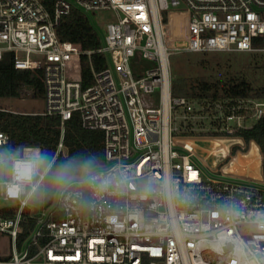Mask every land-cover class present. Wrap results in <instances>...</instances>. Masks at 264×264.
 <instances>
[{"label": "built area", "instance_id": "built-area-1", "mask_svg": "<svg viewBox=\"0 0 264 264\" xmlns=\"http://www.w3.org/2000/svg\"><path fill=\"white\" fill-rule=\"evenodd\" d=\"M73 10L115 14L99 50L59 39ZM184 53L264 55V0H55L52 12L40 0H0V61L11 54L16 70L42 72L44 88L42 113H0L58 117L56 156L66 155L65 124L79 114L84 130L104 134L105 164L90 174L112 182L98 196L86 187V208L77 183L39 215L13 200L15 215H0L8 239L0 264H264V181L205 170L191 142L205 121L232 136L246 116L228 102L172 96L170 60ZM94 55L105 58L103 70ZM83 56L93 76L86 90ZM137 59L154 66L139 70ZM29 97L27 89L20 95ZM253 110L261 118L264 101ZM0 141V151L26 154L1 132Z\"/></svg>", "mask_w": 264, "mask_h": 264}, {"label": "trees", "instance_id": "trees-1", "mask_svg": "<svg viewBox=\"0 0 264 264\" xmlns=\"http://www.w3.org/2000/svg\"><path fill=\"white\" fill-rule=\"evenodd\" d=\"M40 1L49 12L53 11L55 0ZM57 33L61 41L76 44L84 52L97 51L103 45L102 35L93 26L90 16L77 10H73L68 17L63 19ZM92 63L98 71L103 70L106 66L105 58L102 55H94ZM81 67L82 88L86 90L93 85L91 66L86 56L81 59ZM25 89L33 91L34 97L43 99L42 72L16 70L13 56L6 54L0 61V100L20 99V95ZM172 96L199 102H228L236 108V116L245 115V126L238 128L235 124L232 137L241 139L244 142V153L248 154L252 152L253 148H257L262 154V175L264 178V115L253 120L255 114L253 104L264 101V85L254 88L244 78H233L228 81L211 83L204 78L184 79L181 77L172 80ZM240 106L241 109H239ZM244 107H249L248 111L243 110ZM251 119L253 122L248 126L247 123ZM208 122L213 128L212 131H209L208 134L202 133L203 135L199 133L196 136L214 139L227 137L225 131H222L220 121ZM206 123L207 121L202 126L205 127ZM60 126L61 120L58 117L0 113V132L9 137V148L27 147L33 144L40 145L41 153H46L49 161L55 160V163L52 164V171H55L58 166L69 160H76L75 174L79 177L83 175L82 165L90 164V169H97L105 164L104 134L84 130L81 126L79 114H74L72 119L65 124L64 147L66 155L61 153L56 156L61 138ZM251 144L252 148L249 150ZM238 151H241V149L234 148L233 154L236 155ZM45 182H47V177H45ZM83 189L85 191L83 207L86 208L89 204V194L86 187H83ZM55 196L49 195L43 201L44 210L53 207ZM0 213L4 218H11L15 215L16 209L5 208ZM24 214L29 216V209H26ZM33 226L34 222L31 221L28 230L32 229Z\"/></svg>", "mask_w": 264, "mask_h": 264}, {"label": "rangeland", "instance_id": "rangeland-1", "mask_svg": "<svg viewBox=\"0 0 264 264\" xmlns=\"http://www.w3.org/2000/svg\"><path fill=\"white\" fill-rule=\"evenodd\" d=\"M90 18L93 26L102 36L106 35V26L110 23L116 22L115 14L113 12L108 11L96 12L94 14H91ZM137 61H139L137 65L139 70H145L154 66L153 63L150 62L141 61L140 63L139 59H137ZM170 64L171 76L173 80L181 77L184 79L204 78L211 83H215L218 81H228L233 78H244L254 88H259L264 85V55H250L245 53H184L171 57ZM150 100L151 102L155 103V107H158V95L153 96V98H151ZM0 109L22 114L42 113L44 111V101L43 99L36 97H29L25 99L0 100ZM182 114L183 113L180 112L177 116L181 117ZM253 120H255V118ZM253 120H249L247 125L250 126ZM183 123L184 122L181 119L177 120V126L179 128L182 127ZM200 128H204L205 130L204 132H201V134H208V132H211L213 129L208 121L205 124V127ZM210 139L214 138L199 136L191 140V142H193L195 146L196 155L199 159L200 165L209 172H214L216 169L220 172H225V170L229 168L233 157L238 156L233 154L234 148L238 147L239 149H241L240 152L244 153L243 149L245 148V144L241 139L234 138L232 136L220 137L216 140H228L231 141L232 144L230 146L229 154L227 156H221L220 158L224 160L220 161L213 154L211 155L213 145L209 142ZM251 148L252 144L250 145L249 150ZM253 155L257 156L260 159L262 158V154L260 152H253ZM261 161H259L260 164H262ZM227 175L232 179H238L243 181H246L248 179L254 180L248 175ZM18 204L19 203L17 201L11 200L8 202H4L2 199H0V209L16 208ZM30 204V210L34 215H39L45 211L43 207V202H33ZM7 240L8 239L5 236H0V253L7 252Z\"/></svg>", "mask_w": 264, "mask_h": 264}, {"label": "clouds", "instance_id": "clouds-1", "mask_svg": "<svg viewBox=\"0 0 264 264\" xmlns=\"http://www.w3.org/2000/svg\"><path fill=\"white\" fill-rule=\"evenodd\" d=\"M54 163V159L49 161L47 154L41 153L40 145H28L24 156L0 151V192L11 200L29 204L42 203L49 195L61 194L73 183L91 189L97 196L112 186L111 180L91 175L90 164L82 165L83 175L77 177L76 160H69L52 171ZM260 227L264 229V224ZM246 264L257 262L246 261Z\"/></svg>", "mask_w": 264, "mask_h": 264}, {"label": "bare ground", "instance_id": "bare-ground-1", "mask_svg": "<svg viewBox=\"0 0 264 264\" xmlns=\"http://www.w3.org/2000/svg\"><path fill=\"white\" fill-rule=\"evenodd\" d=\"M205 142H208V141H205ZM209 142L212 143L213 145L211 155L213 154L220 161L224 160L220 157L227 156L229 154L230 146L232 145L231 141L223 140V139L222 140L210 139ZM252 151L259 153L257 148H253ZM253 152H250V154H246V155L238 154V156L233 157V160L230 163L229 168L225 170V173L226 174H237V175H248L254 180L262 181L259 175L260 167H261V164L259 163V161H261L262 158L260 159L257 156H254Z\"/></svg>", "mask_w": 264, "mask_h": 264}, {"label": "crops", "instance_id": "crops-1", "mask_svg": "<svg viewBox=\"0 0 264 264\" xmlns=\"http://www.w3.org/2000/svg\"><path fill=\"white\" fill-rule=\"evenodd\" d=\"M240 141H241V140H240ZM239 153H242V152L238 151L236 155H238ZM262 160H263V157H262ZM260 171H261L262 181H264V178H263V175H262V164H261V169H260Z\"/></svg>", "mask_w": 264, "mask_h": 264}]
</instances>
